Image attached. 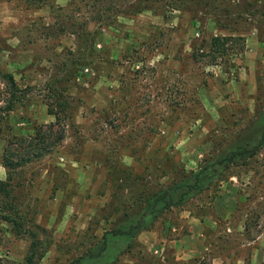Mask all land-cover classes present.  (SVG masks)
<instances>
[{
	"label": "rangeland",
	"instance_id": "obj_1",
	"mask_svg": "<svg viewBox=\"0 0 264 264\" xmlns=\"http://www.w3.org/2000/svg\"><path fill=\"white\" fill-rule=\"evenodd\" d=\"M0 118V215L35 264L264 258V0H0ZM30 244L0 217V264Z\"/></svg>",
	"mask_w": 264,
	"mask_h": 264
},
{
	"label": "trees",
	"instance_id": "obj_2",
	"mask_svg": "<svg viewBox=\"0 0 264 264\" xmlns=\"http://www.w3.org/2000/svg\"><path fill=\"white\" fill-rule=\"evenodd\" d=\"M232 38H233L232 36H218V35L212 37L211 51L209 53V57H211V59L217 58L218 56L224 58L225 54L228 53L227 52L228 49L226 45L232 40ZM3 77L5 78L6 82L9 84V89H10V98L7 100V105L5 110L12 111L16 106V104L25 95L21 93V91L18 89L14 81V78L11 74L8 73L3 74ZM50 98H55V99H52V101H50V103L47 104L48 114L53 116L55 121L49 126H47L49 132L48 136H46V132L44 133H40L41 131L38 132L37 135L41 137V144H37V150H38L36 153L37 157L49 153L51 148L64 138L63 129L61 131L60 130L55 131L54 126L56 125L59 127L64 125L65 120L68 118L69 102L61 98L58 92L52 93ZM1 121L2 119L0 118V123ZM52 137L53 139L51 140ZM46 138L48 139V141L49 140L51 141L44 143ZM263 138H264V132L258 145H256L253 148L251 153H254L255 150L259 148V146L262 144ZM244 150L245 151H240L239 153H237V155H242L244 154V152H248L247 149ZM185 186L187 187V191L183 193V195L180 197L179 203L182 202V200H184L183 198H185L191 192L198 189L199 185L195 181V183H185ZM166 202L168 204L167 200ZM0 217L7 223L11 224L18 233L29 234L31 238V244L29 246V250L25 258L26 259L25 264H35V261L38 258V249L40 244L39 241L37 240L36 233L31 229L28 230L23 229L22 224L9 215H0Z\"/></svg>",
	"mask_w": 264,
	"mask_h": 264
},
{
	"label": "crops",
	"instance_id": "obj_3",
	"mask_svg": "<svg viewBox=\"0 0 264 264\" xmlns=\"http://www.w3.org/2000/svg\"><path fill=\"white\" fill-rule=\"evenodd\" d=\"M252 243V242H250ZM261 250L260 247H254L252 249L251 254L248 256L247 261L241 258H237V261L235 260L233 264H246V262H249V264H259L261 262H264V258L261 257ZM210 264H229L226 259H224L222 256L215 255L212 257Z\"/></svg>",
	"mask_w": 264,
	"mask_h": 264
}]
</instances>
